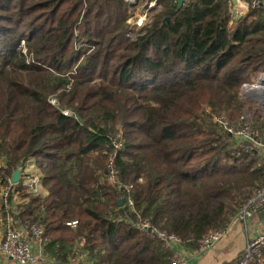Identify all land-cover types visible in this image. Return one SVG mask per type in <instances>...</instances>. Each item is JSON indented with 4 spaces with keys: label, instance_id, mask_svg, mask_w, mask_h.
Masks as SVG:
<instances>
[{
    "label": "trees",
    "instance_id": "1",
    "mask_svg": "<svg viewBox=\"0 0 264 264\" xmlns=\"http://www.w3.org/2000/svg\"><path fill=\"white\" fill-rule=\"evenodd\" d=\"M230 3L157 0L132 29L125 0H0V184L35 161L47 194L14 183L15 219L41 225L57 264L78 244L89 264H168L140 222L197 248L264 188L263 154L224 125L264 141V113L241 98L264 72V7L233 20ZM260 248L247 264H264Z\"/></svg>",
    "mask_w": 264,
    "mask_h": 264
},
{
    "label": "built area",
    "instance_id": "2",
    "mask_svg": "<svg viewBox=\"0 0 264 264\" xmlns=\"http://www.w3.org/2000/svg\"><path fill=\"white\" fill-rule=\"evenodd\" d=\"M126 2H131L132 0H125ZM157 0H147L142 13L138 15L139 20H137L138 26H142V18L148 19V12L157 7ZM264 7V0H231L230 3V14L235 13L236 15L242 17L249 8ZM232 17V16H231ZM143 21L145 22V20ZM233 19V18H232ZM138 28V27H137ZM264 76V72H261L256 79L252 82L244 83L241 87V97L245 93H249L248 85L253 87L254 83ZM246 87V88H245ZM49 103L57 106L58 101L55 97L49 98ZM69 109L63 111L64 114L70 112ZM246 116L247 113H246ZM225 125V123H224ZM249 123L246 121L244 123H239L237 125H225L226 130L233 134L235 137L241 140H246L253 149L259 151L263 154L264 158V141L256 137V133L250 129ZM114 147L120 149L121 144L119 142H114ZM115 153V152H114ZM114 153L110 158V163L108 166V179L114 180L117 176V170L114 163ZM21 172V167L18 168ZM4 179L0 184V211L2 213V237L0 240V252L4 257L14 261L15 264H54L46 255L43 254V229L41 225L37 223H21L19 220L15 219V215L19 212V196L15 191L14 183L11 181V177L4 176ZM23 185L28 189V192L32 194L38 193V185L40 178L36 174H24ZM117 187L121 193H123L124 201L129 205L132 204L130 197V190L132 185L127 183H117ZM264 207V188L251 196L239 209L233 218L239 221H244L247 218H251L257 211ZM140 230H147L148 232H153L158 235V237L163 241L165 247L172 252L169 258L168 264H185V260L181 257L185 254V248L181 244L180 240L174 236L160 232L159 230L152 228L148 221H142L139 223ZM226 233V229L222 230H212L209 231L198 243V251H206L214 243L220 240ZM28 236L32 238V245L28 241ZM264 245V233L247 240L244 251L242 252L239 259L234 264H247L254 254L259 255L258 249ZM175 247L179 249L180 255L176 256L174 251ZM175 251V252H176ZM82 252V251H81ZM83 258H86V254L82 252ZM179 257V258H175ZM88 263V262H87ZM89 264V263H88Z\"/></svg>",
    "mask_w": 264,
    "mask_h": 264
},
{
    "label": "crops",
    "instance_id": "3",
    "mask_svg": "<svg viewBox=\"0 0 264 264\" xmlns=\"http://www.w3.org/2000/svg\"><path fill=\"white\" fill-rule=\"evenodd\" d=\"M126 2V1H125ZM133 2V1H132ZM147 0H139L137 5H140L141 9H143ZM127 3V2H126ZM135 5L132 8H136ZM260 75L257 74L256 77ZM264 80V76H262ZM256 79V78H254ZM259 79L254 83L258 85ZM264 96V95H263ZM243 102L246 104H251L253 109H257L258 111L264 113V102L260 103L258 99H253L252 96H248V93L243 95ZM21 167L20 179L23 180L24 174H37L40 178L38 185V195L44 196L47 194L46 188L43 186L41 180L40 170L37 167V164L33 159H29L25 161ZM20 203V200H18ZM264 207L257 211L251 218H247L244 221H239L238 219L233 218L228 226L225 228V235L214 243L211 247H209L206 251H198L197 248H189L184 246L185 254H182L181 257L185 260V264H226L238 257L241 254L246 246V242L249 239L257 237L258 235L264 233V213L262 211ZM2 213L0 211V240L2 237ZM28 241L31 243L32 238L28 236ZM32 245V243H31ZM33 249L34 246L32 245ZM81 246L75 245L73 251L74 255H69L67 257V261L64 264H88L86 259L83 258ZM178 247H175V251L178 250ZM175 255H180L179 252H175ZM43 254L46 255L54 264H57L56 260H53L49 254L45 251L43 245ZM11 261V260H9ZM0 264H7L6 260L0 259Z\"/></svg>",
    "mask_w": 264,
    "mask_h": 264
},
{
    "label": "water",
    "instance_id": "4",
    "mask_svg": "<svg viewBox=\"0 0 264 264\" xmlns=\"http://www.w3.org/2000/svg\"><path fill=\"white\" fill-rule=\"evenodd\" d=\"M133 1V2H132ZM131 2H127L128 7H134L135 5H137V2H139V0H132ZM233 2H235V0H232ZM177 2V9L181 6L183 0H176ZM231 16L234 20H238L240 19V16L236 15L235 13H231ZM165 20H168V17L165 18ZM252 96L253 99H258V101L260 103L264 102V91L262 90H257V89H251V91H249L248 96ZM20 180V169H16L13 171L12 176H11V181L13 183H17ZM124 201L123 198L119 199L117 204L120 205L122 202ZM262 213H264V210L262 211Z\"/></svg>",
    "mask_w": 264,
    "mask_h": 264
},
{
    "label": "rangeland",
    "instance_id": "5",
    "mask_svg": "<svg viewBox=\"0 0 264 264\" xmlns=\"http://www.w3.org/2000/svg\"><path fill=\"white\" fill-rule=\"evenodd\" d=\"M130 9H131V7H129ZM141 7H140V5H137L136 6V8H133V10H129V12H130V14H131V16L127 19V22L129 23V25L131 26V28L132 29H135V28H137L138 27V29L139 28H141V27H143L144 25H145V23H147L148 21H149V17H148V19L146 18V19H144V18H142V19H140V20H142V26H138V24H137V20H139V18H138V15H140V13H142L141 12ZM151 15V11H149L148 12V16H150ZM143 19L145 20V22L143 21ZM234 20V19H233ZM232 20V21H233ZM130 33H132V34H130L131 36H133V32H130ZM20 46H24V42H23V40H20V44H19ZM18 49V48H17ZM23 52L25 51V49H24V47H23ZM250 82H252V81H250ZM242 98V100L244 99L243 97H241ZM69 111V110H68ZM225 125H226V127H227V124L225 123ZM226 129V128H225ZM263 246V245H262ZM261 249V248H260ZM258 251H259V249H258ZM254 255H257V256H259L258 254H254ZM253 255V256H254ZM176 256H178V255H176ZM252 256V257H253ZM175 258H179V257H175ZM0 259H4V260H6V263L7 264H15L14 263V261H9L10 259H8V258H6V257H4V255L0 252ZM40 264H44V263H40Z\"/></svg>",
    "mask_w": 264,
    "mask_h": 264
},
{
    "label": "bare ground",
    "instance_id": "6",
    "mask_svg": "<svg viewBox=\"0 0 264 264\" xmlns=\"http://www.w3.org/2000/svg\"><path fill=\"white\" fill-rule=\"evenodd\" d=\"M254 85V84H253ZM251 85H248L247 87H249L248 88V91H251V89H257V90H263L264 91V80H263V78H260L259 79V82H258V85H255V86H253V87H250ZM246 88V87H245Z\"/></svg>",
    "mask_w": 264,
    "mask_h": 264
}]
</instances>
